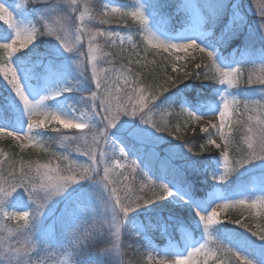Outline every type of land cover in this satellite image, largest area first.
I'll return each mask as SVG.
<instances>
[{
    "label": "snow or ice",
    "instance_id": "1",
    "mask_svg": "<svg viewBox=\"0 0 264 264\" xmlns=\"http://www.w3.org/2000/svg\"><path fill=\"white\" fill-rule=\"evenodd\" d=\"M33 2L0 0V140L19 149L0 151V264H49L57 249L61 264H123L125 234L143 242L146 264H264V226L221 218L264 216V47L252 49L257 35L264 43V0L254 29L240 0H189L179 30L164 0ZM129 22L135 33L121 30ZM175 105L182 123L157 122ZM197 128L195 152L185 136ZM209 170L215 183L201 192L188 174Z\"/></svg>",
    "mask_w": 264,
    "mask_h": 264
},
{
    "label": "trees",
    "instance_id": "2",
    "mask_svg": "<svg viewBox=\"0 0 264 264\" xmlns=\"http://www.w3.org/2000/svg\"><path fill=\"white\" fill-rule=\"evenodd\" d=\"M9 2H13L14 0H8ZM199 4H203L208 0H197ZM243 2V6L245 8V11L247 13V19L250 21V24L253 26V29L256 27V21L257 19L260 20L259 15L257 14V11H254L253 6L251 5V3H253L255 0H241ZM53 2H55V0H53ZM118 2L120 3H124V4H130L132 2V0H118ZM179 0H164V3L166 4L165 9L172 14L173 9H175L176 5L178 4ZM101 3H95L93 5H95L96 7H100ZM28 7L30 9H34V8H39L40 5L33 2V0H29L28 3ZM207 9H204V13H207L206 11ZM223 19H225L224 17L219 19L215 25V31L217 33H219V30L224 26V22ZM208 27H212L211 25H208ZM137 28V25H135L132 22H129V26L128 28H122L123 31H131L132 33H135ZM43 39H48V38H43ZM134 39L138 42L139 41V37L134 35ZM39 42V41H38ZM240 42H235L233 45H231L228 49V51H231V49L233 47H237L239 46ZM43 45L41 46V50H43ZM264 47V43L261 42V40L259 39V36L257 35L255 37V39L252 42V49H253V54L254 55H259L261 48ZM109 51H113L112 49H108ZM149 57H152L151 55ZM150 59V58H149ZM157 59V58H156ZM246 70H252L253 69V65L251 64H246L245 66ZM168 71L170 72L171 69L169 68ZM255 71V70H254ZM189 83L192 84H196L199 85L201 83V81H190ZM203 83H209L208 81H203ZM2 93H0L1 95ZM190 96H195V90H193L192 92L189 93ZM172 111L173 113H179L180 108L179 105H175L173 106L172 109H164L161 110L158 114L164 115L166 113L169 114V112ZM157 114V115H158ZM157 115L155 116L157 118ZM176 118L180 121H183L182 117H178L177 115L173 114V115H169L167 121L168 123H170L171 125L174 126V123L176 122ZM183 134V133H182ZM55 135V134H53ZM161 135H164L167 137L168 140H170L173 144H178L176 140H173L171 136H168V134L165 133H161ZM206 135L202 134V133H198L197 135H192L190 132L187 133V135L185 136L186 139L188 140H192L193 141V150L195 152L199 151L200 145L202 143L205 142L204 137ZM237 139H239V137H237ZM182 141H179V143H181ZM162 146H167V145H162ZM161 146V147H162ZM53 147H55V145H53ZM161 149V148H160ZM159 149V150H160ZM0 151H3L9 155H13L15 153H19V149L15 146V144L13 142H11L7 137H5L4 139L0 140ZM219 150L217 149H211L210 151L204 153L202 156L198 157L199 159H205L208 156H212V155H218ZM234 151H230V156L234 155ZM24 156L25 159H31V160H39L41 163L46 162L47 159H49V157L45 156L44 153L42 152H38L35 149H25L24 153L22 154ZM160 157L161 159H163L165 156L162 153V151H160ZM2 158V157H0ZM179 161H177L178 163ZM152 167H153V172L155 173V175H159V167H160V162L158 160L153 161L152 162ZM210 171L205 174V173H200L198 175L193 176L191 173L188 174L189 179L195 180L196 181V186L197 188L203 192L205 189L208 188L209 185L213 184L211 179L209 178L210 176ZM155 178V177H154ZM251 186V185H250ZM249 186V188H250ZM136 187L138 189L139 185L138 183L136 184ZM248 216L249 213L243 209V208H238V209H233V208H229L227 210H225V219H231L233 221L235 220H240L243 223H247L248 221ZM250 225V223H247ZM229 227L235 229L236 231L243 233L244 235H250L247 233V231L243 228L240 227L239 224L233 223L231 225H229ZM255 239V238H253ZM165 241V238H161L159 236H156V238L154 239V243L156 245H161L163 242ZM122 242L125 245V247L122 249L124 255L122 257L123 259V264H133L136 263L137 261L141 260L144 255H145V249H144V245L142 241H139L137 239V237H135L134 235L131 234H125L122 237ZM106 246L104 241H99L96 243V246L92 249L93 251H103L104 247Z\"/></svg>",
    "mask_w": 264,
    "mask_h": 264
},
{
    "label": "rangeland",
    "instance_id": "3",
    "mask_svg": "<svg viewBox=\"0 0 264 264\" xmlns=\"http://www.w3.org/2000/svg\"><path fill=\"white\" fill-rule=\"evenodd\" d=\"M15 2H18V0H15ZM85 2V0H81V6L83 5V3ZM89 2L91 3V4H95V3H101L100 5L102 6V4L105 2V0H89ZM116 2H118V0H116ZM137 2V0H133L129 5H131V4H135ZM189 2V0H181V2H180V4H179V9L180 10H184L183 9V4H185V3H188ZM190 2L192 3V0H190ZM6 3V2H5ZM118 3H120V2H118ZM7 4V3H6ZM12 4H14V2L12 3ZM251 5L253 6V9H254V11H257V5H256V3H255V1L253 2V3H251ZM243 10V9H242ZM244 11V10H243ZM242 11V12H243ZM244 13H246L245 11H244ZM247 14V13H246ZM186 15H188V13L186 12V13H184L183 14V20H184V18L186 17ZM258 22H259V20L257 19V21H256V26H257V24H258ZM2 27H4L3 25H2V22H0V30H2ZM113 27H116V25H113ZM181 28V27H180ZM180 28H178L177 30H179ZM121 30L123 31V29L121 28ZM85 51H86V47H85ZM166 55V54H165ZM150 59H153V57H149ZM157 59H159V58H157ZM259 68H260V66L259 65H256V72L257 73H259ZM88 93H85V95H87ZM203 94V91H201V95ZM168 117H169V114L168 113H166V114H164V115H161V114H158L157 115V118L156 117H154L156 120H157V122H159V123H161V124H163L164 122H168L167 121V119H168ZM178 122H180V123H182L183 121H179L177 118H176V122L174 123V126L178 123ZM197 132L199 133V129L197 128ZM183 133V132H182ZM191 133V132H190ZM192 134V133H191ZM202 134H204V133H202ZM160 135H161V133H160ZM206 135V134H205ZM177 141V143L179 144V141L178 140H176ZM167 147L168 146H162V147H160L161 149L159 150V154H160V151H162V153L164 154V156H166V149H167ZM79 159H84L83 157H79ZM209 178L211 179V181H212V183H215V181L212 179V176H211V173H210V176H209ZM248 213H249V216H248V221L249 222H247V223H250L251 224V227H252V229L253 230H256V228H255V226H256V224H260L261 226H264V216H256L255 215V210H253L252 212H249V210H247V209H245ZM224 215H225V211H223L222 212V214H221V218L222 219H225V217H224ZM248 233V232H247ZM250 234V233H249ZM167 242V241H166ZM166 244V243H165ZM164 244V245H165ZM163 245V246H164ZM162 246V247H163ZM66 259H69L68 257H67V255H66V252H62V251H60L59 249H57V250H55L53 253H51L50 254V257H49V264H61V262L62 261H64V260H66ZM170 259V258H169ZM140 261H144L145 262V264H146V261H147V252H146V254H145V257H144V259L143 260H140ZM135 264H137V263H135Z\"/></svg>",
    "mask_w": 264,
    "mask_h": 264
}]
</instances>
